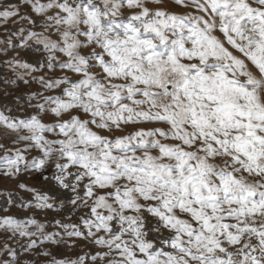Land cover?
<instances>
[{
	"label": "snow or ice",
	"instance_id": "obj_1",
	"mask_svg": "<svg viewBox=\"0 0 264 264\" xmlns=\"http://www.w3.org/2000/svg\"><path fill=\"white\" fill-rule=\"evenodd\" d=\"M0 264H264V0H0Z\"/></svg>",
	"mask_w": 264,
	"mask_h": 264
},
{
	"label": "rangeland",
	"instance_id": "obj_2",
	"mask_svg": "<svg viewBox=\"0 0 264 264\" xmlns=\"http://www.w3.org/2000/svg\"><path fill=\"white\" fill-rule=\"evenodd\" d=\"M177 11H186V10H183V9H177ZM12 115H17V113H12ZM31 183V181H29ZM22 195H26L24 193H22ZM27 213L26 212H21V213H18V215H26Z\"/></svg>",
	"mask_w": 264,
	"mask_h": 264
}]
</instances>
